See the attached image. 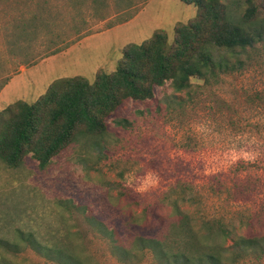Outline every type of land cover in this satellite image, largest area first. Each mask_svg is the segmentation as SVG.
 <instances>
[{
    "label": "rangeland",
    "instance_id": "obj_1",
    "mask_svg": "<svg viewBox=\"0 0 264 264\" xmlns=\"http://www.w3.org/2000/svg\"><path fill=\"white\" fill-rule=\"evenodd\" d=\"M198 13L181 0H0V111L36 102L58 78L94 82L160 29L173 44L176 27ZM107 122L102 138L67 145L46 168L30 155L18 167L0 160V239L17 228L42 238L70 230L86 264H155L149 254L122 262L114 242L168 231L176 216L165 195L178 182L198 192L199 204H183L195 227L208 217L234 226L225 247L264 234V47L206 88L176 92L168 82L153 99H127ZM1 258L59 264L29 246H0Z\"/></svg>",
    "mask_w": 264,
    "mask_h": 264
},
{
    "label": "trees",
    "instance_id": "obj_2",
    "mask_svg": "<svg viewBox=\"0 0 264 264\" xmlns=\"http://www.w3.org/2000/svg\"><path fill=\"white\" fill-rule=\"evenodd\" d=\"M181 1L197 6L199 13L176 27L173 44L160 29L149 40L127 45L116 69L99 71L94 82L84 76L58 78L36 102L18 100L1 110L0 160L18 167L30 155L46 168L67 145L102 138L108 119L125 100L153 99L155 87L168 82L176 92L206 88L221 74L255 62L264 47V0ZM165 199L176 216L168 231L159 237L136 236L129 245L114 242L119 260L149 254L155 264H243L264 258V234L236 236L237 249L232 250L223 244L234 233L230 222L208 217L200 228L191 223L193 214L183 204L201 202L192 185L178 182ZM95 222L104 227L99 219ZM70 237V230L42 238L17 228L13 239H0V246L14 253L29 246L59 264H86ZM0 264L21 263L1 258Z\"/></svg>",
    "mask_w": 264,
    "mask_h": 264
}]
</instances>
